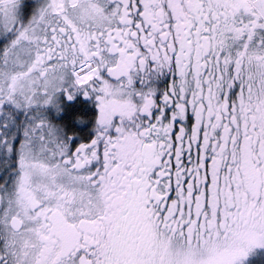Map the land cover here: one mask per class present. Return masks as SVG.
Segmentation results:
<instances>
[{
  "label": "snow or ice",
  "instance_id": "6c2138e0",
  "mask_svg": "<svg viewBox=\"0 0 264 264\" xmlns=\"http://www.w3.org/2000/svg\"><path fill=\"white\" fill-rule=\"evenodd\" d=\"M256 248L264 0H0V264Z\"/></svg>",
  "mask_w": 264,
  "mask_h": 264
},
{
  "label": "rangeland",
  "instance_id": "374dc122",
  "mask_svg": "<svg viewBox=\"0 0 264 264\" xmlns=\"http://www.w3.org/2000/svg\"><path fill=\"white\" fill-rule=\"evenodd\" d=\"M244 264H264V248H256L244 261Z\"/></svg>",
  "mask_w": 264,
  "mask_h": 264
},
{
  "label": "flooded vegetation",
  "instance_id": "af4514ba",
  "mask_svg": "<svg viewBox=\"0 0 264 264\" xmlns=\"http://www.w3.org/2000/svg\"><path fill=\"white\" fill-rule=\"evenodd\" d=\"M89 110L91 114H94V108H92L91 104L89 105Z\"/></svg>",
  "mask_w": 264,
  "mask_h": 264
}]
</instances>
